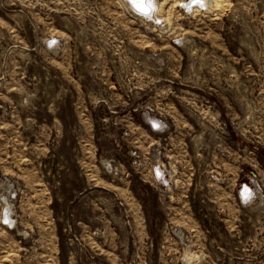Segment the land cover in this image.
<instances>
[{"label":"rangeland","instance_id":"1","mask_svg":"<svg viewBox=\"0 0 264 264\" xmlns=\"http://www.w3.org/2000/svg\"><path fill=\"white\" fill-rule=\"evenodd\" d=\"M123 1L0 0V264H264V0Z\"/></svg>","mask_w":264,"mask_h":264},{"label":"bare ground","instance_id":"2","mask_svg":"<svg viewBox=\"0 0 264 264\" xmlns=\"http://www.w3.org/2000/svg\"><path fill=\"white\" fill-rule=\"evenodd\" d=\"M196 1H198V0H185V1H183V3H184V5L187 6L188 10L198 11L199 10L198 6H196L194 4ZM130 2L132 4V6H133L134 11L137 12V14L138 13L142 14L145 17H147V16L151 17V15L154 14L155 8L160 6L158 1H156V0H130ZM219 4H220V0H204L203 8L206 9L207 11L211 12L212 10H218ZM128 5H130V4H128ZM157 5H159V6H157ZM178 5L180 6L179 3H178ZM189 8H191V9H189ZM158 9L161 10L160 7ZM150 122H153L155 125H159L160 121L156 122V121L153 120V118H151ZM245 188L247 190H253V187H250L249 185H246ZM6 201H7V205H6V211L7 212L4 215L3 214V210H2L0 222H1V225H3V226L7 225L6 226L7 228L15 229L16 225L12 226L13 228L9 227V225H13L14 224V217L11 216V212L14 209L12 208V210H11L12 203H11L9 197H6ZM19 231H20V229H19Z\"/></svg>","mask_w":264,"mask_h":264},{"label":"built area","instance_id":"3","mask_svg":"<svg viewBox=\"0 0 264 264\" xmlns=\"http://www.w3.org/2000/svg\"><path fill=\"white\" fill-rule=\"evenodd\" d=\"M182 3L183 2L180 3L181 11H183V13H186L188 8L186 5H184V3L183 4ZM203 3H204V0H198L194 3L196 6H198V8H199L198 11H205L206 10L203 8ZM156 25L159 26L160 23L158 22ZM175 43L178 44L177 42H175ZM150 125L155 132L160 131L159 129H157V125H155L153 122ZM246 185L253 187V190H247L245 188ZM256 194H257V184L255 183L254 178H250L247 181L244 180L243 182H241L239 184L238 192H237L238 200L244 207L249 206L250 204L254 203V201L256 199Z\"/></svg>","mask_w":264,"mask_h":264},{"label":"clouds","instance_id":"4","mask_svg":"<svg viewBox=\"0 0 264 264\" xmlns=\"http://www.w3.org/2000/svg\"><path fill=\"white\" fill-rule=\"evenodd\" d=\"M156 1H158L160 4L162 3V0L160 1V0H156ZM123 2H125L126 4L128 3V4H130V5H128V7H129V9L132 11V12H135L134 11V9H133V6H132V4H131V2H130V0H124ZM159 6V5H158ZM160 7V6H159ZM137 12H135V14H136ZM155 13H156V11H155ZM158 14H159V16H153V15H151V17L152 18H147V17H145V18H147L146 20H148L149 22H151V23H154L155 25L158 23V21L160 20V18H161V16H160V13H159V11H158ZM137 15H139V14H137ZM140 15H142V14H140Z\"/></svg>","mask_w":264,"mask_h":264}]
</instances>
